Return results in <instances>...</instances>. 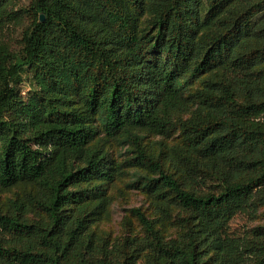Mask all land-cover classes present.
Masks as SVG:
<instances>
[{
	"label": "trees",
	"instance_id": "16d2710c",
	"mask_svg": "<svg viewBox=\"0 0 264 264\" xmlns=\"http://www.w3.org/2000/svg\"><path fill=\"white\" fill-rule=\"evenodd\" d=\"M16 6L0 0V191H33L0 212V264H264V226L230 232L264 208V0ZM131 171L154 214L131 209L142 234L113 242L94 226Z\"/></svg>",
	"mask_w": 264,
	"mask_h": 264
},
{
	"label": "rangeland",
	"instance_id": "374dc122",
	"mask_svg": "<svg viewBox=\"0 0 264 264\" xmlns=\"http://www.w3.org/2000/svg\"><path fill=\"white\" fill-rule=\"evenodd\" d=\"M33 0H15L18 9L28 7ZM29 25V19L25 21L23 26H12L4 34V38L11 46L12 50L18 51L20 48V40L22 39L23 31ZM23 95L28 91L27 86H22ZM161 140L159 137L146 136L144 142L150 147H157L155 142ZM164 141V140H163ZM179 140H168L170 145H174ZM110 151L118 159H126L128 146L122 143H114L110 147ZM144 173V172H140ZM136 179L134 171L128 175L118 179L112 186L110 194L112 196V206L110 208V217L103 220L94 226L96 232L105 237H109L113 242H122L127 237L134 234H142L137 220L131 215L130 210L133 208H142L147 214L153 216L154 209L151 200L141 191L133 190L128 185ZM33 191L32 186H18L11 191H0V212H5L11 199L18 197H26ZM264 226V208L259 212L256 218H251L248 215L241 214L235 217L230 223V232L237 236L249 234L252 229ZM139 264H142L141 262Z\"/></svg>",
	"mask_w": 264,
	"mask_h": 264
},
{
	"label": "water",
	"instance_id": "95a60500",
	"mask_svg": "<svg viewBox=\"0 0 264 264\" xmlns=\"http://www.w3.org/2000/svg\"><path fill=\"white\" fill-rule=\"evenodd\" d=\"M41 21L43 22L44 20H45V17H44V15H41Z\"/></svg>",
	"mask_w": 264,
	"mask_h": 264
}]
</instances>
